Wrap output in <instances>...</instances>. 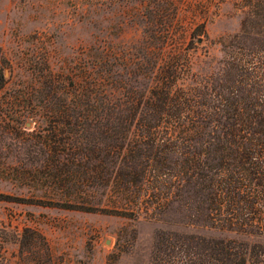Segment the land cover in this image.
I'll use <instances>...</instances> for the list:
<instances>
[{
  "label": "trees",
  "instance_id": "1",
  "mask_svg": "<svg viewBox=\"0 0 264 264\" xmlns=\"http://www.w3.org/2000/svg\"><path fill=\"white\" fill-rule=\"evenodd\" d=\"M246 2L218 74L193 67L190 46L179 45L184 33L168 27L173 13L148 12L135 43L140 54L125 55L122 72L113 50L90 47L88 80L74 101L85 110L79 133L54 140V148L79 149L72 158L84 157L85 178L114 191L115 210H170L217 231L160 228L151 264H264V0ZM202 26L185 31L189 40L205 34ZM54 102L60 117L77 119L64 99ZM55 162L59 180L73 170ZM17 240L32 264H49L37 228L23 226Z\"/></svg>",
  "mask_w": 264,
  "mask_h": 264
},
{
  "label": "rangeland",
  "instance_id": "2",
  "mask_svg": "<svg viewBox=\"0 0 264 264\" xmlns=\"http://www.w3.org/2000/svg\"><path fill=\"white\" fill-rule=\"evenodd\" d=\"M154 1L0 0V264L33 263L18 249L25 225L45 236L49 264H151L160 228L217 233L170 210L155 216L115 210L114 191L85 178L84 157L72 158L79 149L54 148L56 138L69 141L79 133L85 110L74 101L88 80L90 47L113 50L122 72L125 55L135 61L140 54L135 43L149 11L173 13L168 27L184 33L179 45L190 46L193 67L218 74L246 0H169L157 11ZM199 23L205 34L189 40L185 31ZM58 98L75 121L52 108ZM56 158L73 166L62 180L55 177Z\"/></svg>",
  "mask_w": 264,
  "mask_h": 264
}]
</instances>
